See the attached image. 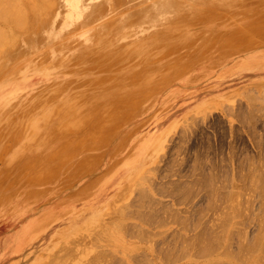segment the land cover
I'll return each instance as SVG.
<instances>
[{
    "label": "rangeland",
    "instance_id": "obj_1",
    "mask_svg": "<svg viewBox=\"0 0 264 264\" xmlns=\"http://www.w3.org/2000/svg\"><path fill=\"white\" fill-rule=\"evenodd\" d=\"M164 1L56 0L3 48L0 264H264V0Z\"/></svg>",
    "mask_w": 264,
    "mask_h": 264
},
{
    "label": "bare ground",
    "instance_id": "obj_2",
    "mask_svg": "<svg viewBox=\"0 0 264 264\" xmlns=\"http://www.w3.org/2000/svg\"><path fill=\"white\" fill-rule=\"evenodd\" d=\"M56 0H0V59L2 58V57H6V56H9L8 55V53H6V52H4V50H3V48L4 47H6V46H10V47H15V46H17L18 45V43H19V41H21V40H27V42L29 43V46H32L33 45V43H34V41H35V39H37L38 38V34L36 33V31L38 30V31H40V33H41V31H42V28L46 25V23L51 19V15H52V13H53V11H54V9H56L57 8V5H56V2H55ZM211 1H214V0H211ZM179 3V2H178ZM178 3H177V1H174V0H165L164 1V3H163V10L165 11H174V9L176 8V6L178 5ZM165 6V7H164ZM81 9V7L79 6V1L76 3V11H78V9ZM31 10V11H30ZM249 35H251V34H249ZM247 36V37H249V38H251L252 36ZM30 36H33V38H31V39H29L30 38ZM20 44V43H19ZM16 50H17V48H16ZM11 52V51H10ZM13 52V51H12ZM15 52V51H14ZM3 60H5V59H3ZM2 60V61H3ZM1 66V65H0ZM211 105V104H210ZM27 122H28V120H27ZM171 163V162H170ZM222 164V163H221ZM219 166V165H218ZM221 166V165H220ZM226 166H227V164H226ZM229 166V165H228ZM213 167V166H212ZM223 167V166H222ZM224 167H225V165H224ZM214 168V167H213ZM221 168V167H220ZM155 169V168H154ZM219 168H217V170H218ZM222 169V168H221ZM224 169V171L226 170L225 168H223ZM228 169V168H227ZM214 170H216V167H215V169ZM214 170H212V171H214ZM220 170V169H219ZM218 170V171H219ZM223 171V172H224ZM220 172H222L221 170L219 171V174H220ZM222 172V173H223ZM228 172V171H227ZM226 172V173H227ZM147 172H145V173H143L142 175H141V177L143 178V176H146L147 174H146ZM213 173V172H212ZM146 174V175H145ZM217 174H218V172H217ZM211 175V174H210ZM213 175V174H212ZM216 175V174H215ZM217 176L218 175H216L215 176V178H217ZM147 177V176H146ZM226 179H228V178H226ZM207 181H210L211 182V180H207ZM175 182V181H174ZM176 182H179V181H176ZM228 181H226V183H227ZM137 183V182H136ZM212 183V182H211ZM214 183V182H213ZM221 183V182H220ZM230 183V182H229ZM177 184V183H176ZM223 184V183H222ZM177 185H179V184H177ZM216 185H218L217 184V182H216ZM140 186V185H139ZM138 186V187H139ZM160 189H162L161 188V186L159 187ZM164 188V187H163ZM222 188H224V187H222ZM227 188H229V187H227ZM226 188V189H227ZM141 189V188H140ZM147 190H148V188H146ZM145 189V190H146ZM164 189H166V188H164ZM143 190L144 189H142V195L144 194V192H143ZM156 190H158V188H156ZM168 189H166V191H167ZM220 190H222V189H220ZM140 191L141 190H139V192H138V195H139V193H140ZM165 191V192H166ZM217 191H219V190H217ZM227 191V190H226ZM148 192V191H147ZM161 192V191H160ZM224 192V191H223ZM149 193V192H148ZM163 193V192H162ZM217 193H219V192H217ZM221 193V192H220ZM147 194V193H146ZM164 194V193H163ZM167 194V193H166ZM223 194V193H222ZM145 195V194H144ZM143 195V196H144ZM218 195V194H217ZM149 198H147V201H149L150 200V198H154L153 196H152V194L150 195H147ZM151 196V197H150ZM145 197V196H144ZM144 197H142V198H138V197H136L137 199H139L138 200V203H134V204H131V207H134V205H137L136 207H134L135 209L133 210V209H131L130 208V205H125L124 206V208H117V211H120V212H122L124 209H128L126 212H128L129 214H132V215H134V217H135V215L137 216L136 217V219L138 218V221L140 220L141 222H144V224L145 225H152V226H155V227H157V226H159L160 224H162L161 222H162V218L161 217H163V215L162 216H160V214H159V211H162V210H159V211H149L148 210V212L147 211H145L146 209H147V206H149V208H150V206L152 207L153 205H151V204H149V205H147L146 206V209H145V205L144 204H148V203H146V200H140V199H143ZM145 199V198H144ZM150 200L149 201V203L151 202V201H153V200ZM158 199V198H157ZM176 200H179L178 199V197L177 198H175ZM155 201H156V204H159L160 203V201L157 203V200H156V198H155ZM153 203H154V201H153ZM133 205V206H132ZM162 206V205H161ZM169 206V205H168ZM167 206V207H168ZM155 208L154 209H157L158 210V208H156L157 206H154ZM166 207V206H165ZM160 208V207H159ZM169 208H171V207H169ZM145 209V210H144ZM161 209H163V208H161ZM152 210V209H151ZM155 212V213H154ZM166 212V211H165ZM162 214H163V212H162ZM131 215V217H133ZM129 216V215H128ZM227 216V215H226ZM229 217H225V219H228ZM167 219V218H166ZM225 219H221V220H223V221H225ZM140 221H139V223H140ZM167 222V221H166ZM121 223V222H120ZM137 223V222H136ZM139 223H137V224H135L136 225V227H138L139 229H141L142 231L144 230V228L139 224ZM148 223V224H147ZM223 223V222H222ZM123 224V223H122ZM163 224H166V223H163ZM227 224V223H226ZM119 225V224H118ZM225 225V224H224ZM224 225L222 224V226H223V229H224ZM148 228H146L145 230H147ZM206 229H208V232H207V230H205V232L203 231V232H201V234H200V232H198L196 235H198V236H194V238L192 239V240H194L195 241V243L194 244H196V243H201V242H204V245L202 244V246H201V248L199 247L198 249H200V250H198V253H200L199 254V256H201V254L202 253H205V255H206V253H211L210 255H212V252H216V248H217V246H216V248H214V245L217 243V242H213L214 240H218V241H221V239H223L222 237L223 236H221V234L219 235H217V233H219V232H217L215 229H210V228H207L206 227ZM223 229H221V230H223ZM144 230V231H145ZM191 230V229H190ZM226 230V229H225ZM234 230V229H233ZM238 230V229H237ZM136 231H138V230H136ZM210 231V232H209ZM212 231H216L215 233L213 232V234H212ZM239 231V230H238ZM241 231V230H240ZM239 231V232H240ZM153 232V231H152ZM197 232V231H196ZM236 232V231H235ZM237 233V234H240V233ZM242 232V231H241ZM260 232V231H259ZM258 232V233H259ZM151 233V232H150ZM179 233V232H178ZM204 233L207 235H204ZM209 233H211V234H209ZM221 233V232H220ZM226 233V232H225ZM229 233V232H228ZM231 233V232H230ZM229 233V234H230ZM261 233V232H260ZM214 234L216 235V236H214ZM223 234V233H222ZM243 234H244V231H243ZM211 237H216L215 239H213V238H211ZM213 235V236H212ZM234 236V233L233 234H231L230 236ZM241 235V234H240ZM240 235H239V239H240V242H241V240L243 239L242 237L240 238ZM145 237V238H144ZM143 237V239L144 240H150V239H147L146 238V236H144ZM151 237V236H150ZM244 237H245V234H244ZM141 238V237H140ZM190 238L191 237H189V238H186V239H189L190 240ZM220 238V239H219ZM227 238V237H226ZM234 238V237H233ZM232 238V239H233ZM238 238V237H237ZM247 238V237H246ZM256 238V237H255ZM254 238V236H253V238L252 239H254V241L255 242H249V240H247L250 244H252V246L249 244V246H251V248H260V251L262 250V251H264V239H263V236L262 235H260L259 237H257V239H255ZM229 239V238H228ZM230 239H231V237H230ZM231 239V240H232ZM198 240H200V241H198ZM245 240V239H244ZM243 240V241H244ZM229 241V240H228ZM250 241H252L251 239H250ZM224 242V241H223ZM229 242H231V241H229ZM228 242V243H229ZM246 242V241H245ZM242 243V242H241ZM193 244V245H194ZM199 244H197V245H199ZM220 244V243H219ZM217 245V244H216ZM227 245V244H226ZM225 245V246H226ZM228 245H230V244H228ZM239 245H241V248H242V244H239ZM247 245V244H246ZM219 247V246H218ZM228 247V246H227ZM142 248V247H141ZM194 248V247H193ZM197 248V247H196ZM196 248L194 249V250H196ZM215 249V251H214V249ZM226 248V247H225ZM248 248L249 247H247V251H248ZM229 249V248H228ZM243 249V248H242ZM160 250V249H159ZM190 250V249H189ZM231 250V249H230ZM252 250H254V249H252ZM255 250H257V249H255ZM254 250V251H255ZM185 251V250H184ZM186 251H187V249H186ZM202 253H201V252ZM246 251V250H245ZM260 251L258 252V253H260ZM196 252V251H195ZM227 252H229V253H227ZM226 252V250H225V252L224 253H226L225 255L227 256V255H229L230 253H232L231 251H227ZM158 253V252H157ZM164 253V252H163ZM166 253V252H165ZM180 253V252H179ZM187 253V252H186ZM250 253V251L248 252V254ZM160 256H161V253H158ZM168 254H170V252H168ZM175 254V253H174ZM173 254V255H174ZM182 254V253H181ZM215 254V253H214ZM217 254V253H216ZM234 254V253H233ZM242 254V253H241ZM158 255V256H159ZM171 255H172V253H171ZM177 256H178V254H176ZM175 255V256H176ZM220 255H222V257H224L225 255L224 254H220ZM224 255V256H223ZM245 255V254H244ZM216 256V255H215ZM214 255H213V257H215ZM217 256H219V253H218V255ZM231 256V255H230ZM230 256H227V257H230ZM236 256L238 257V255L236 254ZM235 256V257H236ZM242 256V255H241ZM257 256V257H256ZM255 257H254V259L256 258H258L257 260H260L259 258V254H257ZM164 257V256H163ZM162 256L160 257V259L161 258H163ZM232 257H233V255H232ZM234 257V258H235ZM251 257V254H249V256H248V258H250ZM263 257V256H262ZM218 258V257H217ZM217 258H216V260H215V258H213L214 260H210V263H208V264H213V263H215V264H220L221 262H220V257H219V261L217 260ZM225 258V257H224ZM241 258V257H240ZM246 258V257H245ZM253 258V257H252ZM251 258V259H252ZM116 259V258H115ZM121 259V258H120ZM239 259V258H238ZM262 259V258H261ZM264 259V258H263ZM119 260V259H118ZM162 260V259H161ZM205 260V259H204ZM223 260H225V259H223ZM240 260V259H239ZM238 260V261H239ZM244 260V259H243ZM257 260L255 261V260H252L249 264H255L256 262H257ZM116 261V260H115ZM114 261V262H115ZM124 261V260H123ZM262 261V260H261ZM124 262H126V261H124ZM207 262H209V260H207L206 261V264H207ZM212 262V263H211ZM223 262H225V261H223ZM245 262V261H244ZM247 262H248V259H247ZM121 263H123V262H121ZM120 263V264H121ZM205 263V262H204ZM203 263V264H204ZM91 264V263H90ZM115 264H117V263H115ZM119 264V263H118ZM124 264V263H123ZM197 264H199V263H197ZM221 264H223V263H221ZM257 264H261V263H257Z\"/></svg>",
    "mask_w": 264,
    "mask_h": 264
}]
</instances>
